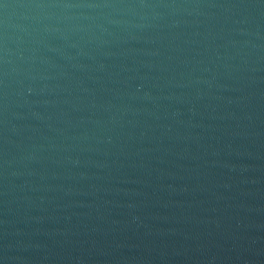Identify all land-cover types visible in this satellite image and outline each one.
<instances>
[{
  "label": "water",
  "instance_id": "1",
  "mask_svg": "<svg viewBox=\"0 0 264 264\" xmlns=\"http://www.w3.org/2000/svg\"><path fill=\"white\" fill-rule=\"evenodd\" d=\"M0 264H264V0H0Z\"/></svg>",
  "mask_w": 264,
  "mask_h": 264
}]
</instances>
